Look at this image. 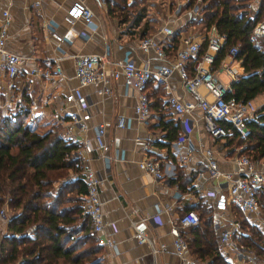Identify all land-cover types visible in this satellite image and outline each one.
Listing matches in <instances>:
<instances>
[{
	"label": "crops",
	"instance_id": "0c3cea01",
	"mask_svg": "<svg viewBox=\"0 0 264 264\" xmlns=\"http://www.w3.org/2000/svg\"><path fill=\"white\" fill-rule=\"evenodd\" d=\"M71 1L0 0V8L5 6L9 15L5 46L26 57L19 73L13 78V85L11 84L10 89L17 94L19 82L28 80L23 89L30 97L28 104L44 103V113L28 120L38 131L45 129L52 122L56 123L61 133L68 123L50 119L49 112L61 100L63 91L76 84L72 66L74 53H101L105 49L106 55L113 60L127 57L138 64L147 60L150 65H154L157 59L152 51L142 50L137 46L136 39L139 35L155 34L163 42L167 57H171L175 43L177 44L176 40L173 43L172 34L176 30H178L176 36L184 32L187 26L184 20L188 15L200 16L201 14L200 8L193 3L192 8L196 7V11L187 13V15L184 12L180 15L172 13L180 7L179 5L173 11L169 8L165 10L164 13H170L171 18L154 11V13H149L153 16L151 20L145 22L141 17L137 23H132L134 13L130 14V18L125 21L123 18H118L117 9H108L106 0H83L92 8L91 20L84 22L77 18L72 22H67L63 16ZM253 4L254 0H250V9ZM164 19L171 24L170 33L159 30ZM43 21H49L51 29L60 34L62 39L57 40L48 29L43 27ZM142 28L143 34H141ZM260 48L264 50V47ZM53 60H57L61 67V74L54 79H42L25 72V68L30 65L44 66L51 64ZM216 74L222 81H227V76L221 70H217ZM168 81L174 93L185 97L174 72L169 75ZM2 86L5 85H0L3 91L6 87ZM94 87L90 83L80 87L82 102L86 109L82 117L84 127H79V123L76 122L72 125L71 132L74 137L72 140L78 143L76 153L80 157L81 167L83 164L90 165L99 177L98 190L101 209L104 219L108 222L100 236L113 237L117 247L114 253L100 243L101 264H119L120 262L124 264H177L178 255L170 245L169 225L176 222V216L182 209L188 208L198 199L208 203L204 190L211 183L208 179H204L198 181L197 189H192L193 177L188 184L185 181L188 180L190 172L192 175L197 168H202L201 152L205 146L212 149L219 167H231L230 157L237 150L236 142L226 141L224 135L220 137L209 135L204 129L199 111L194 109L191 112L194 124L189 133V140L176 145L174 138L167 144H163L167 140L164 138L161 124L170 126L167 118L175 119L178 124V118L159 104L164 100L165 90L163 88L157 89L155 83L148 82L146 90L150 109L148 115L141 119L135 115L132 108L135 91L130 86L124 85L120 78L111 80V91L107 94H97ZM6 91L8 92L9 88ZM250 99L258 107L264 102V90L257 92ZM118 115H123L125 118L122 126L114 125V120ZM100 121L104 123L105 145L102 150L104 158L92 146L94 125ZM82 141H87L92 147L89 150L83 149ZM144 141H147L146 146H144ZM146 154L153 155L164 169L161 177L155 178L137 166L136 161ZM262 154L264 153L257 155ZM68 172L71 178L75 177V171L68 169ZM176 174L179 183L184 185L183 189L178 187L176 182L171 181V177ZM176 190L182 195L177 196ZM156 212L158 218L155 215ZM145 216L147 218H144ZM7 218L8 213L0 217V236L5 230ZM130 221L142 228L150 237L155 247L153 252L147 243L136 241L132 235ZM160 242L164 245L163 248L158 246Z\"/></svg>",
	"mask_w": 264,
	"mask_h": 264
},
{
	"label": "built area",
	"instance_id": "2783aa9c",
	"mask_svg": "<svg viewBox=\"0 0 264 264\" xmlns=\"http://www.w3.org/2000/svg\"><path fill=\"white\" fill-rule=\"evenodd\" d=\"M92 15V8L83 0H72L66 7L63 17L67 22H72L77 18L88 22ZM8 21V11L3 6L0 8V75L12 80L19 73L26 57L6 48ZM42 26L48 29L57 40L62 39L60 34L51 29L49 21H43ZM159 30L170 33L172 31L171 24L164 20L159 26ZM250 33L252 37L264 39V2L261 4L260 17L252 23ZM204 37L206 38L205 47L199 53V44ZM224 39L225 34L218 32L213 24L203 30L200 36L181 32L178 35L173 54L171 57H167L163 42L155 34L139 35L136 44L142 50L152 51L153 56L157 59L154 65H150L147 60L138 64L127 57L113 60L106 55L105 49L101 53H74L72 66L76 84L63 91L61 100L49 112V118L57 122L67 121L68 123L61 130V134L68 139H74L71 132L72 125L78 122L79 127H84L82 117L86 110L85 104L82 102L83 96L80 87L90 83L95 86L97 94H107L111 91V80L120 78L124 85L130 86L135 91L133 112L138 118L143 119L149 113V97L145 85L150 79L153 83L161 84L165 90L164 101L171 113L178 118V134L173 140L176 145H181L189 140V133L194 124L191 112L194 109L199 111L204 129L212 137H220L227 132L225 127L217 122L219 119H225L241 133L245 132V121L256 116V106L250 98L240 100L233 96L234 89L231 81L242 73V66L237 57L238 43H230L217 66L211 67L212 59L222 47ZM217 70H221L227 76V81H222L217 76ZM25 72L31 76L50 80L61 74V67L57 60H53L51 64L44 66L30 65L25 68ZM173 72L179 79V85L185 97L177 95L170 88L168 77ZM8 88L9 96L18 101V93H13L10 87ZM3 102L5 107L6 102ZM43 104H28L26 120H32L43 114ZM22 105L23 103L20 101L18 106ZM6 111L7 107L3 112L6 113ZM124 122V116L118 115L114 120V125L122 126ZM92 140V146L103 155L102 150L105 145L103 122L100 121L94 125ZM146 145L147 141H144V146ZM92 146L87 141H82L83 149L89 150ZM201 153L203 166L197 168L194 173L192 189L198 188V181L204 179L211 181L210 186L204 190V195L208 199L211 222L220 250L222 253H229L226 257L230 258L231 264H262L249 251L238 249L240 246H236L233 241L232 234L241 231V228L239 219L231 210V205L237 206L247 222L260 226L264 231V215L260 211L261 204L264 202V154L252 156L237 149L230 157L232 166L221 168L210 147H203ZM102 157L104 158V155ZM136 164L155 178L161 177L164 173V169L153 155H144L136 161ZM80 174L85 186L81 203L82 211L88 214L98 242L115 253L117 251L115 239L108 235L100 236L108 222L104 219L101 209L98 190L99 177L88 164H83ZM175 193L177 196L182 195L177 190ZM155 215L158 218L157 212ZM4 216V207H0V217ZM197 220V212L188 207L182 209L176 216V222L169 225L170 245L178 255L177 264H208L205 259H197L188 252L186 242L179 232L180 227L193 225ZM130 225L136 241L147 243L153 252L155 247L146 232L136 226L133 221H130ZM158 246L163 248L164 245L160 242ZM236 254H241L238 259L235 258ZM119 264L124 263L120 262Z\"/></svg>",
	"mask_w": 264,
	"mask_h": 264
},
{
	"label": "trees",
	"instance_id": "16d2710c",
	"mask_svg": "<svg viewBox=\"0 0 264 264\" xmlns=\"http://www.w3.org/2000/svg\"><path fill=\"white\" fill-rule=\"evenodd\" d=\"M249 1L187 0L184 4L186 8L195 3L201 12L200 16L188 15L184 23L199 22L203 30L213 24L218 32L225 34L211 67L217 65L230 43H238L237 57L242 73L231 84L233 96L240 100L264 90V50L252 40L250 33L252 23L260 17L264 1L261 0L259 9L254 11L250 9ZM106 3L108 9H117L118 18L126 21L128 13L123 7L131 6L135 1L106 0ZM138 8L139 11L133 12L132 23H137L143 16ZM143 31L142 28L141 34ZM177 31L172 34L173 43L177 41ZM205 41L204 37L199 44V53L205 47ZM148 82L152 81L149 79L145 87ZM155 88L162 86L155 83ZM21 95L23 105L19 109L0 114V207L8 211L5 230L0 236V264H101V244L88 214L81 207L85 186L80 174V157L76 153L78 143L64 137L56 123L50 122L45 129L36 130L26 120L30 97L26 93ZM159 104L172 114L164 100ZM148 107L150 109L149 102ZM166 120L170 126L161 124L167 140L163 144L178 134L177 121ZM217 122L227 131L224 134L226 141L243 142L239 151L248 154L252 148L264 149V102L256 107V116L245 121L243 133L225 119ZM68 169L76 172L75 177H70ZM192 175L190 172L185 181L187 184ZM171 181L184 188L177 174ZM261 207L264 211V202ZM189 208L197 212L198 220L193 225L179 228L188 252L197 259H205L208 264H231L220 252L209 204L198 199ZM231 210L241 228L232 234L233 241L264 264L263 229L247 222L237 206L232 204Z\"/></svg>",
	"mask_w": 264,
	"mask_h": 264
},
{
	"label": "rangeland",
	"instance_id": "374dc122",
	"mask_svg": "<svg viewBox=\"0 0 264 264\" xmlns=\"http://www.w3.org/2000/svg\"><path fill=\"white\" fill-rule=\"evenodd\" d=\"M115 1H119V0H115ZM134 1H135V3L133 5L124 6L123 7L124 11H126L128 13V16L126 17V19H129L130 18L129 17L130 14L133 15V12L135 13L136 11H139L138 7H140V11L143 12L142 19H144L145 21H149V20H151L153 18V16H151L149 13H154V11L161 12V13H163V15L165 14L166 17L171 18L170 17V13H168V12L164 13L165 10L167 8H169L170 11H173V9H175V7L179 6V5H180V7L177 8L176 11H173L172 12L173 14L177 13V14L180 15L181 12H184L187 15V13L190 14V13H192V11H196V7L192 8V5H190L189 7L184 8V4H185V2L187 0H141L142 2L138 1V0H134ZM260 3H261V0H254V4H253L251 10L252 11L258 10ZM109 9L114 10V8H111V7H109ZM186 11H189V12H186ZM183 16H185V14H183ZM186 25L187 26L185 27V30H184L183 33H190V34H192L194 36H200L202 34V32H203V28H202V25L200 23H192L190 21H187ZM251 38L256 44L259 45V47H264V39L255 38V37H252V36H251ZM23 78L24 77H22V79ZM12 80L3 78L2 76L0 77V85L3 84L5 86H2V87H6L3 90L4 92L2 91V89H0V114H4L3 110H4L5 107H7V111H6L7 113L10 112V111H14V110H17V109L20 108V106H18V105H19V102L22 101V97H21L22 95L21 94L25 93V91L23 89H25L24 85H25V83L28 80H26V81L25 80H21L19 82L20 84L18 86L19 87L18 88V90H19V92H18L19 100L18 101L13 100V97L9 96V91H8V94H7V91H6V89L8 87H10L11 84L13 83ZM16 82H18V80ZM3 101L6 102L7 106L5 105V107H4V104H3L4 102ZM239 143L240 144L235 143L238 150L240 149V146L243 145V142H239ZM247 153L249 155L256 156L257 154L264 153V149L261 151L260 148H256V149L252 148V149H249V151ZM4 211H5V214L8 213L7 209H5V208H4ZM260 211H261V214L264 215V211L262 210V207L260 208ZM258 227H260V226H258ZM214 233H215V230H214ZM236 246H237V244H236ZM241 248L242 247H240V248L238 247V249L243 250V248L242 249ZM220 252L222 253L221 250H220ZM244 252H247V251H244ZM223 254L225 256L229 255V253H226V254L223 253ZM239 255H241V254H236L235 258L238 259ZM258 261H260V260H258Z\"/></svg>",
	"mask_w": 264,
	"mask_h": 264
},
{
	"label": "water",
	"instance_id": "95a60500",
	"mask_svg": "<svg viewBox=\"0 0 264 264\" xmlns=\"http://www.w3.org/2000/svg\"><path fill=\"white\" fill-rule=\"evenodd\" d=\"M226 260H227V261H230V258H229V257H226Z\"/></svg>",
	"mask_w": 264,
	"mask_h": 264
}]
</instances>
